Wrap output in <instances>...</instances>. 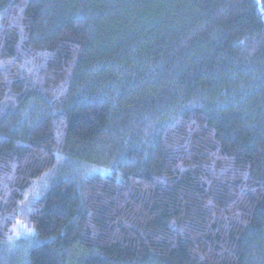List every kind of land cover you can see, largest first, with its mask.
I'll use <instances>...</instances> for the list:
<instances>
[{
  "label": "trees",
  "instance_id": "16d2710c",
  "mask_svg": "<svg viewBox=\"0 0 264 264\" xmlns=\"http://www.w3.org/2000/svg\"><path fill=\"white\" fill-rule=\"evenodd\" d=\"M0 264H264V0H0Z\"/></svg>",
  "mask_w": 264,
  "mask_h": 264
},
{
  "label": "rangeland",
  "instance_id": "374dc122",
  "mask_svg": "<svg viewBox=\"0 0 264 264\" xmlns=\"http://www.w3.org/2000/svg\"><path fill=\"white\" fill-rule=\"evenodd\" d=\"M23 226H24L25 228H27V227H28L26 223H23ZM22 229H23V227H22Z\"/></svg>",
  "mask_w": 264,
  "mask_h": 264
}]
</instances>
